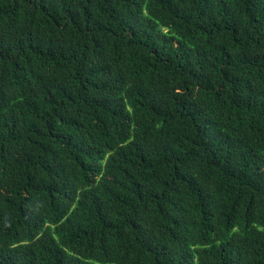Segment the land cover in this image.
Instances as JSON below:
<instances>
[{
    "label": "trees",
    "instance_id": "obj_1",
    "mask_svg": "<svg viewBox=\"0 0 264 264\" xmlns=\"http://www.w3.org/2000/svg\"><path fill=\"white\" fill-rule=\"evenodd\" d=\"M0 264H264V0H0Z\"/></svg>",
    "mask_w": 264,
    "mask_h": 264
}]
</instances>
